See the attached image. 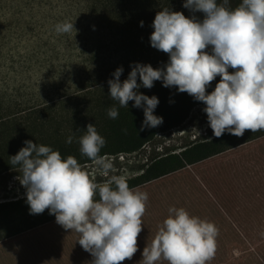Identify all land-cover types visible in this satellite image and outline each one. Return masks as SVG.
<instances>
[{"label": "rangeland", "instance_id": "obj_1", "mask_svg": "<svg viewBox=\"0 0 264 264\" xmlns=\"http://www.w3.org/2000/svg\"><path fill=\"white\" fill-rule=\"evenodd\" d=\"M161 3L162 0H0V121L10 126L7 137L17 136L8 140L10 149L6 150L19 151L26 147V140L53 150H79V139L89 124L105 139V149L112 150L107 142L108 124L112 122H107V110L119 105L109 98L108 81L114 79L113 73L122 67L120 79L124 82L135 64L151 65L155 70L165 68L169 62V55L154 49L150 42ZM179 13L200 22L205 18L202 12ZM62 22L74 23L75 31L57 34L55 25ZM142 88L141 85L134 91L139 94ZM174 90L175 87H164L162 81H154L144 94L163 100L153 114L163 118L161 125L165 128L175 124L171 117L177 106L168 103ZM71 96L75 100L66 101ZM205 107L177 124L178 129L174 128L176 124L166 128L163 132L174 129L160 139L153 138L140 150L104 154L114 157L113 174L127 179L142 174L141 166L149 165L152 156L164 155L156 150L157 143H167L174 154L180 153L181 148L175 146L180 131L187 133L190 124L198 126L201 120L206 121ZM61 114L69 122L47 123ZM79 131L82 133L77 134ZM69 136L73 137L70 144L66 142ZM165 151L171 153L168 148ZM82 170L96 183L107 179L92 164ZM13 175L20 176L19 167L0 174V203L22 196L18 178L11 189L7 188ZM133 189L146 192L148 201L137 239L138 251L123 264H140L144 248L168 218L170 207L183 208L190 216L218 228L215 257L208 264H264V137L201 163L187 164ZM215 193L228 202L232 220L229 213L221 210ZM5 229L0 226V236L4 237H0V264H92L93 257L78 243L80 235L64 229L56 219L9 237Z\"/></svg>", "mask_w": 264, "mask_h": 264}, {"label": "clouds", "instance_id": "obj_2", "mask_svg": "<svg viewBox=\"0 0 264 264\" xmlns=\"http://www.w3.org/2000/svg\"><path fill=\"white\" fill-rule=\"evenodd\" d=\"M228 0H186L183 7L202 12L195 17L165 8L153 21L151 46L169 55L163 69L135 64L121 83L123 68H117L108 81L110 99L120 107L143 108L141 130L163 123L153 114L159 101L138 94L141 85L151 89L154 81L166 88L176 87L206 107L208 123L215 137L226 131L243 136L246 130L264 131V0H242L229 10ZM143 27V21L140 22ZM75 31L74 23L55 25L57 34ZM211 46V54L205 50ZM234 69L229 73L228 69ZM221 80L211 94L206 88L217 77ZM137 78L141 85L137 84ZM110 119L118 118L116 107L107 110ZM73 137L67 138L72 143ZM26 147L9 157L19 166L21 185L26 189L30 214L46 209L64 229L80 235L78 243L93 257L92 264H123L138 251L148 194L130 189L125 175H116L112 160L100 155L105 139L94 125L79 139L80 153L107 179L96 183L73 156L62 159L52 148L24 141ZM97 197H99L97 199ZM169 216L159 227L151 244L144 248L140 264H208L216 253L218 228L211 222L190 216L183 208L170 207Z\"/></svg>", "mask_w": 264, "mask_h": 264}, {"label": "trees", "instance_id": "obj_3", "mask_svg": "<svg viewBox=\"0 0 264 264\" xmlns=\"http://www.w3.org/2000/svg\"><path fill=\"white\" fill-rule=\"evenodd\" d=\"M184 3H186V0H162V3L160 4L161 8L159 9L163 10L165 8H172V10H175L176 12L182 10V12L186 13V15H190L189 13L191 11L183 7ZM217 3L218 5L222 4L223 0H217ZM240 3H242V0H228L227 7L229 10H234ZM153 6L156 8L158 4L155 2ZM205 51L210 52L211 47H208ZM228 71L231 74L235 70L229 68ZM220 80L221 77L217 76L210 83V85L207 86L206 94H211V92L215 90V87L220 82ZM120 82L123 83V80L120 79ZM137 84H141V82ZM148 91V88L143 87L142 90L139 91V94L144 95ZM75 98L76 97L71 96L68 97L66 101H73ZM169 98L170 99L168 100V103H174L177 106V111L171 117L173 118V122L176 125L187 118L188 112L193 106L200 103V101H197L188 93H180L176 87ZM158 101L159 105L163 100ZM133 104L134 101H129L128 106L125 107L126 109H120V105L116 104L115 106L118 107L117 110L119 112L118 118L110 119L109 117H106L107 122L112 120V122L108 124L107 130V133L110 135L107 139V142L111 143L112 150L105 149V147H103L101 149L100 155L103 156L107 152H135L140 150L147 143L152 142L154 136L157 133L166 131V128L168 129L175 125L173 124L166 128L160 125L155 128H145L144 130H141V125L145 119L144 111L143 108L133 107ZM52 122L63 124L69 121L64 117V115L61 114L58 118L53 117L47 120L48 124ZM6 133H10V126H8L7 122L0 121V174L5 171L12 170L15 167H19L11 165L9 159V157L15 156L19 151L14 150L10 152V150H6V148H9L7 144L9 143L8 140L10 138L14 140V138L17 136L8 135L10 136L9 138L7 137ZM80 133H82V131H79L77 134ZM261 137H264V131H257L253 133L249 130H246L243 136L240 137L231 135L226 131L219 138L214 136L208 141L195 143L182 150L178 154L165 153L163 156H152L151 159L153 160L149 165H146L145 168L144 166H141L140 169L143 170L142 174L134 178L127 179L129 188H136L153 179H157L161 176L174 172L177 169L183 168L187 164L191 165L201 163L222 152L224 153L225 151L234 149L244 143L251 142ZM54 151H58L61 154L62 159H66L68 156H73L77 159L80 165L90 162L87 157L81 155L79 150H75L70 147L59 148L55 149ZM214 196L217 199L218 204L221 206V210L225 211L227 214L229 213V218L232 220L233 218L228 202L224 200L222 201L219 197L220 194L218 195L215 193ZM98 198L99 197H97V199ZM26 200L27 198H21L15 201L0 203V226L5 227V230L9 231L7 237L56 219L55 215H51L48 209H46L42 214H30V206L26 203Z\"/></svg>", "mask_w": 264, "mask_h": 264}, {"label": "built area", "instance_id": "obj_4", "mask_svg": "<svg viewBox=\"0 0 264 264\" xmlns=\"http://www.w3.org/2000/svg\"><path fill=\"white\" fill-rule=\"evenodd\" d=\"M201 106H206V105L204 103H199V104H196L195 106H193L192 109L190 110L189 115L187 116V118L191 114L197 113L198 111H200L201 110L200 109ZM191 118H192V116L189 119H191ZM201 121H202L201 122V125H198V126H197V123L196 124H190L191 128L189 129V131L187 133H185V130L180 131V138L178 139L177 144L175 145L176 147H178V148L180 147L181 148L180 151L186 149L187 147H189V146H191V145H193L195 143L208 141V140H210L214 136L213 130H211L209 132L210 126H209V123H208V119H206V121L205 120H201ZM179 127H180V125L175 126L174 128L175 129H178ZM174 128H172V129H174ZM172 129H170V130H172ZM170 130L167 131V132H159V133H157L155 135L154 138L160 139V138H162V135L163 134L169 133ZM176 131L179 132V130H176ZM174 133H175V131L172 133V135ZM144 147H146V145H144ZM155 148L160 153H164V154L167 153L165 151V148H168L169 151L171 153H173L172 147L170 145H167V143L166 144L157 143V145L155 146ZM107 156L111 160H113V158H114L112 155H107ZM119 158H121V159L124 158V155H120ZM88 164H92V162L91 161L90 162H86V163L82 164L81 166L82 167L83 166H87ZM16 178H18V176L13 175L7 181V188H8V190L12 188V184L13 183H16V181H17ZM20 186H21L22 189L19 190V192L22 193V194H20L22 196H15V197H13V199L18 200V199H21V198H27L26 197V189L21 184H20Z\"/></svg>", "mask_w": 264, "mask_h": 264}]
</instances>
